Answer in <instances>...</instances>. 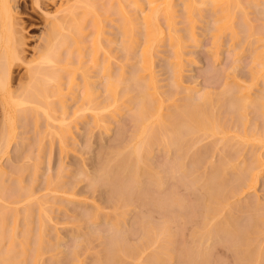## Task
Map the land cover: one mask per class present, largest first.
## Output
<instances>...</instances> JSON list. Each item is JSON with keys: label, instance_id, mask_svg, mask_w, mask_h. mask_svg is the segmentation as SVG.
I'll return each mask as SVG.
<instances>
[{"label": "rangeland", "instance_id": "374dc122", "mask_svg": "<svg viewBox=\"0 0 264 264\" xmlns=\"http://www.w3.org/2000/svg\"><path fill=\"white\" fill-rule=\"evenodd\" d=\"M38 1L15 0L12 2L15 10L16 28L18 27L20 30L19 34L24 41V45L22 44L24 47H22L26 59H31L34 50L44 42L47 30L52 27V18L55 20L56 9L67 5L65 4L66 0L64 2H62L63 0H41L42 4L41 1ZM256 2L251 3L252 5L249 2L243 3L246 6L250 5L245 7L248 24L253 27H250L253 29V34L247 36L248 38L243 37L244 34H240L245 31L242 30V27L238 28V25L241 26V22H238L241 19L238 11L239 19L237 18L235 25L239 30L240 28L242 30L238 32L239 40L231 39L233 35L230 36L231 32L227 33L228 31L223 33L221 39H217L212 29L215 25V18L212 16L211 10L208 11V7L205 6L207 9H204L205 12L203 11L205 15L203 14L202 18L198 16L200 19L195 22L196 40L186 42L189 44L185 47L186 54L183 59L182 75L177 86V98L173 96L176 103H182L186 96L192 93L199 95L210 91L217 97L227 87L228 89L235 87L234 90H236L240 86L251 84V98L263 99L262 103L259 101L262 104L261 107L260 104L256 105L258 108L251 105L245 110L246 121L243 122L246 124L243 126L246 125L251 132L256 129L264 131V98H262L264 77L260 75L258 78H252L251 74L255 53L263 48V42L259 39L263 33L259 34L258 29L261 31L262 28L264 31L263 17H261V14H264V2H261L262 6ZM176 4V18L179 21L177 27L181 29L179 31L181 34L187 33L186 19L184 22L185 16H183L185 14L184 2L176 0ZM259 7L263 10L262 12ZM60 11L57 12V16H62L59 15ZM113 16L116 15L113 14ZM116 19H111L112 21L106 19L107 22L105 21L106 31L104 29V33L106 32L105 34L108 36L105 44L108 48L100 50L99 60H108L114 75L120 70H125V73L130 77L133 65L139 66L137 57L140 56L144 40L140 38L136 43L135 53L138 56L135 54L130 57L124 56V51L119 49L122 35L117 26L118 19ZM249 25L246 26L249 28ZM85 31V37L89 42L94 31L92 21L86 23ZM172 48L167 40L160 42L156 47L157 51L151 68L143 73L145 79L149 78L151 71L154 73L164 96L169 95L172 88V70L175 68V62L170 55L173 53ZM73 49L76 48L73 47ZM69 51V47L66 46L60 50L62 55H67ZM99 65L98 63L92 65L90 72L99 92L97 99L103 100L106 95L104 85L107 77L98 78L101 73ZM25 67L24 62L20 66H15L12 73L14 75L12 83L15 86L19 83L21 74L25 73ZM65 79L67 81V78ZM74 87L76 92H68L66 95L69 114L64 123L70 125L71 133H69L64 148L60 143L59 135L56 137L57 134L54 130L55 127L59 129L58 124L63 121V119L60 120L61 110L53 114L56 115L55 119L54 116L49 119L51 122L45 117L41 108H39L41 112L35 116L36 119L33 118L34 115L29 116V114L28 117L26 116L28 120L24 119L25 116H23V120L21 118L25 113L22 112L21 118H15L13 121L14 139L12 138L9 150L0 154V167L3 170H0V212H6V215H9L4 226L5 231L3 235H0L1 257L6 256L11 248L14 250L15 259L23 256L24 253L21 252L23 250L21 245L23 233L25 234L27 231L26 235H29L30 228L28 226H30L32 227L30 235H32L29 240L33 241L38 230L42 228L43 241L41 250L35 257L36 260L28 258V264H97L99 258H106L104 256L108 254L110 238L116 236L117 230L119 233L117 236L122 235L129 246H142L135 256L122 255L124 257L120 264H153L149 262V256L156 252L166 258L164 264H188L187 260L182 258L183 254L181 255V252L184 251L183 246L199 249L200 258L205 255L208 258V264H264V258L259 259V250L261 246L264 247V230L263 232L254 230L257 226L260 228L261 225L264 229L263 222L259 221L258 224L255 222V215L259 211L254 209L256 208L254 205L259 202L262 208L264 207V144L258 136L260 133L248 140L239 135L241 124L237 125L239 121L237 120V123L230 116L229 111L233 110V107L230 105L232 108L230 107L231 110H228L230 104L228 101L225 103L214 100L221 117L226 118L227 132L225 134L228 137L226 141L228 143L222 140V133L210 135L199 132L194 134L193 143L190 142L191 144L185 145L186 147L183 146L184 150L179 146L168 147L154 144L146 156V161L141 164L145 172L148 171L147 175L150 173L152 175L150 177L144 175L147 178H142L139 185L135 186L134 193L132 191L133 195L131 194L132 196L127 200H122L120 191L111 183V178L115 176V173L123 174L124 167L120 166L117 160L118 152L123 151L124 154L127 152V144L131 141L136 130L134 120L130 116L136 106L131 98V96H135V93L133 92L130 96H125L119 101L120 111L115 113L116 115L112 114L114 118L112 115V118L108 117L110 123L108 121L109 127L105 129L96 124L91 110L84 112L79 110L80 94L83 90L80 77L76 80ZM169 101L171 103L172 100ZM167 111L164 110V113ZM37 120L39 126L36 125ZM47 122L50 124L48 125ZM256 125L260 128L255 127ZM248 165L249 168L253 166V169H250L253 170L252 174H256L254 184L243 191H235L238 183L232 179L234 176H243L242 171L248 168ZM217 166H221L220 173H223L224 181L227 184V196L223 200L222 198L211 199L207 195L205 186L206 175ZM243 167L245 168L242 169ZM246 171L247 174L251 172L247 169ZM246 171L244 172L246 173ZM151 176L153 177L151 178ZM247 177L249 179L250 176ZM2 187L6 188L4 192V189L1 190ZM147 192L150 193L149 195L153 194L154 197L161 195L162 198H166L164 200L168 198L166 202L170 200L172 203H169L170 206L167 208L171 210H167L165 207H163L164 209L156 208L150 203V200L148 203ZM143 194H146L148 198ZM143 196L146 197L147 203L143 202ZM248 204L250 205L248 206ZM209 208L215 211L211 215L212 217H209V222L225 221L230 218L234 226L236 225L245 232H251L248 233L249 238L247 237L250 240L246 239L248 242L244 241L243 243L238 237L239 240L230 234H226L221 239L202 236L201 229L205 228V217ZM28 210L32 211L31 214ZM170 212L174 213V217L172 216V219L168 220L167 216L171 217ZM26 213L31 215L28 226L25 222L28 217L24 218ZM260 216L259 213L258 217ZM16 217H18L17 222H15ZM142 220L150 226H159L158 228L167 225L169 234L165 233L167 236L172 235L169 237L171 239L160 233L163 234V237L159 236L160 241L158 239L157 243H145L147 230H144L146 227L143 229L144 221L142 223ZM167 238L170 241L167 242ZM31 243L32 247L29 249L28 244L26 246L30 250V253H27L30 258L31 251H33V256L35 255L36 250L33 247H37V245L35 246L34 243L39 245L35 241ZM143 243L145 244L143 245ZM167 247L174 250L171 257L170 253H166V250L169 252L172 250ZM248 248L254 250H250V252H254L250 262L244 256V252ZM8 264L15 263L10 260Z\"/></svg>", "mask_w": 264, "mask_h": 264}, {"label": "bare ground", "instance_id": "6f19581e", "mask_svg": "<svg viewBox=\"0 0 264 264\" xmlns=\"http://www.w3.org/2000/svg\"><path fill=\"white\" fill-rule=\"evenodd\" d=\"M13 1L15 0H0V154L9 150L8 147L12 142V138L14 139V119L20 117L22 112H24L25 115H22V118L20 117L21 119H23V116H25L24 119L28 120L27 117L29 114V116L34 115V118L41 112L39 108L43 109L42 112L43 114L45 113V117H47L48 120L53 116L55 119L56 114H53L58 110H61L60 120L63 119V121L59 122V129H56L55 127L54 130L57 134L56 137L59 135L60 143L64 148L67 143V138L70 135L69 133H71L70 125L68 126L67 123H64V120H66V117L69 114L66 103V95L68 92H76L74 85L78 77L81 78L83 85V90L80 94L81 105L79 110L82 112L91 110L93 112V117L96 124L103 126L105 129L109 127L107 123L108 121L110 123V119H108V117L110 116V118H114V115L120 111L119 101L125 96H130L133 92L135 93V96H131V98L132 102H134V105L136 104V106H134L135 110H133V114L131 113L132 115L130 116L132 120H134L136 130L133 133L134 135L131 141L127 144V152L124 154L123 151H119L117 159L120 166L124 167V172L121 175L115 173L114 177H110L111 183L119 189V194L122 200H127L133 195V189H135L136 185H139V182L142 180V178L144 179L145 177L147 178V176L150 177V175H152L151 173L147 175L148 171L145 172V169L142 168L141 164L142 162L146 161V156H148L147 154H149V152L152 150L154 144H162L168 147L179 146L184 150L187 145L193 143L192 139H195L194 134L199 132L210 135L222 133V140L224 142L227 141L228 137L225 134L227 132L226 118L221 117V113L218 110L217 104L214 103V100L225 103L228 101V103H230L228 110H231L233 107V110L229 111V113L232 119L239 121V123L237 121V125L241 124V131L240 134H238L242 138L248 140L251 139V137L257 136V133H260L258 136L260 137L261 142L264 144V131L259 129V132L256 128H254L256 130L253 129L254 131L251 132L247 129L248 127H246V125L245 127L243 126V124H246V122H243L245 120L244 113L246 108L250 107L251 105H254L255 108V106H258V104H260V102L263 100L260 98H251V84L244 87L240 86L241 88L238 87L236 90H234L235 87H231L232 89H228L227 87L225 90H223V92L219 93L217 97H215V95L210 91H205L199 95H193L192 93L186 96V99H184V102L182 103H176V99L173 97H176V92H178L177 86L180 76L182 75L183 59L186 54L185 47H187L189 44L186 42H193L196 40L195 22L197 19H200L199 17L202 18L203 14L205 15V6L208 7V11L209 9L211 10L212 16L215 18V25L210 26H213L212 29L214 30L216 38H222L223 33L228 31L227 33L231 32V35L229 34L230 36L233 35L231 39L234 38L236 40L238 32L242 30L245 31V33H240L244 34L243 37L253 34V29H250L252 26L248 24L249 20L245 13V7L247 8L248 6L252 5L251 3H255V1H257L256 3H259L258 5L262 6L261 2H264V0H243L244 2H249L250 5L248 4V6L244 5L242 0H182L184 2V8L182 7L185 13L183 15L185 16L184 22L185 19L187 22H185L187 33L183 34L179 32L181 29L177 27V22L179 21H177L176 18V0H66L65 4L67 5H64L63 8L60 6V9H56L57 12L61 10L59 15L62 16H57L58 14L56 12L55 20L52 18V27L47 30L46 35L44 36V42L41 45H38L36 50H34L35 52L33 53L34 55L31 59H26L25 53L23 54L24 41L22 36L19 34L20 30L18 27L16 28V20L14 16L15 10L12 3ZM62 2H64V0ZM36 4L38 5L37 2ZM260 7L259 9H261ZM238 11L241 15V19L238 20V22H241H239L241 26L238 25V28L242 27V30L241 28L239 30L235 25L237 18L239 19ZM260 11L262 12L263 10L261 9ZM211 12L209 13L211 14ZM113 14L116 16L114 17ZM261 15V17H263L262 21L264 23V14ZM111 16H113V18H111ZM110 18L112 20L116 18L118 19V22H116L122 35L119 49L122 52L124 51V56L126 55V57H130L133 54L136 55L135 48L138 39L143 38L144 40L143 47L139 54L140 56L137 57V64L139 66L136 65L135 67L133 65L134 68L132 67V69L135 70L130 71V77L129 74L125 73V70H120V72L114 75L115 73L113 74L110 62L105 59L99 60L100 50H106L108 48V46L105 44V40H108V36H106V32L104 33V29L106 31V19L111 20ZM88 21H92V26L94 29L93 36L89 42L85 37L86 23ZM211 24H213V22H211ZM246 25H249V28ZM263 25L264 24H262V26ZM235 26L238 29L237 31L235 30ZM261 31L258 29L259 34L263 33L262 36L259 35V39L263 42V48L255 53L256 55L254 56V64H252L253 66L251 67V74L253 76L252 78H258L260 75L264 77V31ZM240 36L242 38V35ZM166 40L168 41L169 46L173 47V53H171V51L170 55L175 62V68L172 70V88L169 92V95L164 96L160 90V84H158V80L154 73L151 71L148 79H145L143 73L151 68V64L154 61L155 52L157 51V45H159L162 41L166 42ZM64 46L67 48L69 47L70 49L67 55H62V52H60L61 48ZM73 47L76 49H73ZM73 53L76 54L73 55ZM23 62L25 63L26 70L24 74H21L20 81H18L19 83L15 86L12 83V81H14V75H12V73L15 66H20ZM96 63L100 64L99 67L101 66V70H99L101 73H99L98 78L103 76L107 77L104 85V91L106 92V95L103 100L97 99L99 92L97 91L95 83L91 78L92 75L90 69L91 66ZM65 78H67V81ZM120 86H122V88H120ZM172 90H174L175 93H173L174 91ZM262 98H264V95ZM170 99L173 102L171 101V103H169ZM253 99L257 100L255 101ZM41 104H44L45 107L44 105L41 106ZM257 106L256 108H258ZM261 106L262 104H260V107ZM164 110L168 111L164 113ZM36 118L37 117H35V119ZM49 121L51 122V120ZM26 122L30 123L28 121ZM36 122V125L39 126V121L37 120ZM50 122H47L48 125ZM27 123L25 124L27 125ZM257 125L255 127H259ZM183 146L185 147L183 148ZM179 147L177 148L179 149ZM220 167H213L214 169H211L212 171H210L205 177L207 195L211 199L222 198L223 200L227 196V184L224 181L223 173L221 172L222 175L220 173ZM252 167L253 166H250V168ZM248 168L246 169L248 171L250 170V173L252 174L253 170ZM246 169H244V171H246ZM0 170H2L1 167ZM244 171H242L243 176L239 175L241 174L239 173V176H234V179H232L236 181L235 183H238V185L236 184L237 186L235 185V191H243L247 187H250L254 184L253 181H255L254 178L256 174L254 173L249 175L250 173L247 174V171L246 173ZM247 176H250V180ZM152 177L153 176H151V178ZM1 190L4 192L6 188L2 187ZM146 194L143 195L146 197L148 195L149 198L147 197V201L150 200V203L155 205L156 208L162 207V209H164L163 207H165V209L171 210L167 208L172 203H170V200L169 202H166L168 198L167 200H164L166 198H162L163 196L161 195L156 196L154 194V197L152 196L153 194ZM146 197H144L143 201L145 203H147L145 200ZM173 198L175 199V196H173ZM249 205L250 204H248V206ZM254 206H256L254 209H256L257 212L259 211L258 214L255 211L257 214L255 215V222L258 224L260 223L259 221H261L264 224V207L262 208L260 202ZM28 212L31 214L32 211L28 210ZM172 212H170L171 217L167 216L168 220H170L169 218L172 219L174 214H171ZM17 213L19 214V212ZM214 213L215 211L212 208H209V212L205 217V228L201 229L202 236H209L212 239H221L226 234H230L233 236V238L238 237L241 241H243V243L244 241L248 242L246 239L249 238L248 235L251 232H245L236 225L234 226L230 218H227L225 221L220 220L213 223L209 222V217H212L211 215ZM259 213L261 214L260 217H258ZM25 215L24 218L28 217L25 220L26 225L28 226V223H30L29 216L31 218V215H28L27 213ZM0 216V235H3V232L5 231L4 226L9 215L7 216L6 212L1 211ZM17 218L18 217H16L15 222H17ZM143 221L144 220H142V223ZM146 223L147 222L144 221L142 224L143 229L146 227L144 230H147V234L145 233V243H157V240L161 235L160 233H163L165 234L164 236H167L166 233L169 231L168 227H166L167 225L165 226L166 228L164 225L163 228H158L159 226H150L148 223ZM116 226L119 227V225ZM28 227L30 228V230L28 228L29 235H26L27 231L25 234L23 233L24 237L21 242V245L23 246V250L21 252L25 254H23V258L17 257L15 259L13 255L14 250L11 248L6 253V256H0V264H8L10 260H13L15 264H28V258L36 260L35 257H37V254H39L41 250L43 229L40 228L38 230L39 234L37 233V236L35 234L36 237L33 235V238H35L32 240L39 243V245L34 243L35 246L37 245V247H39L38 249L37 247H33L36 250V256H33V251H31L32 256L30 258L27 253H30V250L28 249L32 247L30 245H32L31 242L33 241L29 240L30 236L32 235H30V233H32L30 232L32 231V227ZM257 228H259V226L254 229L255 232L256 230H259V232H263L264 230L262 225L259 229ZM117 234H119L118 230L117 233H115L116 236L110 238L111 241L109 242L108 246V254L107 256H104L106 258H99L96 262L97 264H120L122 258L124 257H122V255L135 256L142 247L140 245L129 246L126 244L124 237H122V235L117 236ZM163 234L160 237H163ZM171 236L168 235L167 237L169 238ZM169 239L167 242L170 241ZM160 240L161 238L159 241ZM29 241H31V244L28 243ZM145 243H143V245ZM11 245L13 246L12 242ZM183 247L184 251L182 250L183 253L181 252V255L183 254L182 258L184 257L188 264H208V258H206L205 255L200 258L199 249H193L189 246ZM167 248L170 249V247ZM251 249L248 248V252L247 250L244 252V256L248 262H250L254 254V252H250ZM173 251L174 250L169 252V250H166V253H170L169 256L171 257L174 253ZM176 252L178 253V251ZM158 253L156 252L149 256L150 263L164 264V262H166V258L162 257V255ZM263 253L264 247L261 246L259 250L260 260L264 258L262 257L264 256Z\"/></svg>", "mask_w": 264, "mask_h": 264}]
</instances>
